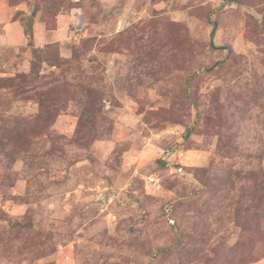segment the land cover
I'll use <instances>...</instances> for the list:
<instances>
[{"label":"rangeland","instance_id":"obj_1","mask_svg":"<svg viewBox=\"0 0 264 264\" xmlns=\"http://www.w3.org/2000/svg\"><path fill=\"white\" fill-rule=\"evenodd\" d=\"M0 264H264V0H0Z\"/></svg>","mask_w":264,"mask_h":264}]
</instances>
